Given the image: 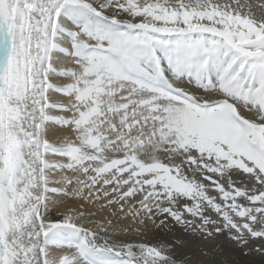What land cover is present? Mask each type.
<instances>
[{"label": "snow or ice", "instance_id": "1", "mask_svg": "<svg viewBox=\"0 0 264 264\" xmlns=\"http://www.w3.org/2000/svg\"><path fill=\"white\" fill-rule=\"evenodd\" d=\"M169 219L194 252L112 236ZM221 233L264 240V0H0V264H242Z\"/></svg>", "mask_w": 264, "mask_h": 264}, {"label": "bare ground", "instance_id": "2", "mask_svg": "<svg viewBox=\"0 0 264 264\" xmlns=\"http://www.w3.org/2000/svg\"><path fill=\"white\" fill-rule=\"evenodd\" d=\"M189 87H191L196 92V94L203 95L202 90L196 89L194 86H189ZM65 134L66 133L62 131H56L51 137V139L56 140L58 137L64 136ZM177 162H179V160H177ZM189 175H195L198 181L201 180V176L198 171L194 173H189ZM229 177L231 179V183L234 184L237 188H251L254 186V182L250 180L247 175H245L243 172L239 170L234 169L228 173L227 177L222 178L220 181L225 188L228 187ZM201 182L204 185L208 186L209 194H213L210 191L211 185H209L208 181L203 180ZM62 210L63 209H61V211ZM114 211H118V209L109 207L106 210L101 211L98 210V208H94L93 215L91 216V218L97 219L98 216H102L105 220L109 218L115 219L112 216V213ZM46 215H48L49 217L58 218L60 216V212L56 211V209L54 208H49ZM213 218L216 219L215 214H213ZM210 227L213 226L210 225ZM112 236L117 242L127 243V244H139L141 242H156L161 238L167 240L169 243H171L173 240H180L187 245V248L185 250H191L193 252L202 243L198 236H193L191 233L186 232L181 225L175 223L171 219L167 221V226L163 228V231L161 230V228H149L140 232H137L135 230L129 231L125 229L123 232L118 230L115 233H112ZM211 246L215 247L218 253L220 252L229 253L227 257L219 256L218 259L220 260L231 259V260H239L242 262V264H264V257H262L259 253H256L254 251V249L257 247H264V240L249 239L248 244L244 246L249 251V254L246 257L243 256V253L237 247L236 242L231 241L227 238V233L219 234V236H217L216 240L213 242Z\"/></svg>", "mask_w": 264, "mask_h": 264}]
</instances>
